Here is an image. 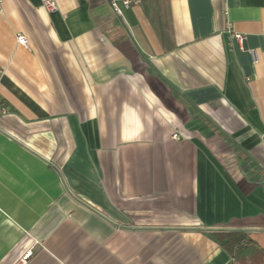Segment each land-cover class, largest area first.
<instances>
[{
	"label": "crops",
	"instance_id": "0c3cea01",
	"mask_svg": "<svg viewBox=\"0 0 264 264\" xmlns=\"http://www.w3.org/2000/svg\"><path fill=\"white\" fill-rule=\"evenodd\" d=\"M56 2L0 11V264L264 255V0Z\"/></svg>",
	"mask_w": 264,
	"mask_h": 264
},
{
	"label": "built area",
	"instance_id": "2783aa9c",
	"mask_svg": "<svg viewBox=\"0 0 264 264\" xmlns=\"http://www.w3.org/2000/svg\"><path fill=\"white\" fill-rule=\"evenodd\" d=\"M214 1V0H213ZM224 3L227 2V0H222ZM3 2L4 0H0V11L3 9ZM42 5L49 11H54L57 10L58 5L56 0H41ZM111 10L123 21L126 22L125 17H124V12L126 10H129L135 6H138L141 4L142 0H107ZM221 14L225 18V32L228 33L229 38L231 40L236 39L240 42L243 41L245 38V35L241 32H238L234 29L233 23L228 19V9L224 7L221 9ZM18 42L22 45L27 44V39L24 35L19 34L17 35ZM254 59L257 60L256 54L252 52ZM4 111V108H0V112ZM173 137L175 139L180 138V135L178 132H175L173 134ZM28 254H26L22 260L18 264H26Z\"/></svg>",
	"mask_w": 264,
	"mask_h": 264
},
{
	"label": "trees",
	"instance_id": "16d2710c",
	"mask_svg": "<svg viewBox=\"0 0 264 264\" xmlns=\"http://www.w3.org/2000/svg\"><path fill=\"white\" fill-rule=\"evenodd\" d=\"M211 233L221 247L232 256L240 252L245 241H253L249 233L243 230L216 229Z\"/></svg>",
	"mask_w": 264,
	"mask_h": 264
},
{
	"label": "rangeland",
	"instance_id": "374dc122",
	"mask_svg": "<svg viewBox=\"0 0 264 264\" xmlns=\"http://www.w3.org/2000/svg\"><path fill=\"white\" fill-rule=\"evenodd\" d=\"M237 264H264V255L260 254V256H258L257 258H254L253 256H248L242 259L240 257L237 260Z\"/></svg>",
	"mask_w": 264,
	"mask_h": 264
}]
</instances>
